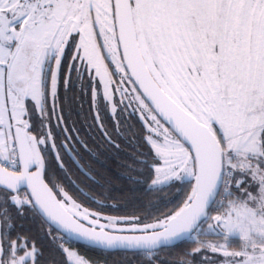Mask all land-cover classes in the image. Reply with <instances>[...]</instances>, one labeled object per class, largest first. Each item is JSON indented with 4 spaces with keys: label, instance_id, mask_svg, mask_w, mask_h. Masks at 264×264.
Returning <instances> with one entry per match:
<instances>
[{
    "label": "snow or ice",
    "instance_id": "6c2138e0",
    "mask_svg": "<svg viewBox=\"0 0 264 264\" xmlns=\"http://www.w3.org/2000/svg\"><path fill=\"white\" fill-rule=\"evenodd\" d=\"M74 89L117 149L101 114L138 115L129 179L183 189L177 205L108 214L120 205L85 207L49 174L53 153L63 169L71 142L87 149ZM65 235L140 264H264V0H0V264H93ZM176 242L192 247L161 260Z\"/></svg>",
    "mask_w": 264,
    "mask_h": 264
},
{
    "label": "trees",
    "instance_id": "16d2710c",
    "mask_svg": "<svg viewBox=\"0 0 264 264\" xmlns=\"http://www.w3.org/2000/svg\"><path fill=\"white\" fill-rule=\"evenodd\" d=\"M67 97L65 118L68 121V127L75 126L77 130L73 131L71 135L76 137L78 134L79 140L87 144V149L83 148L81 143L71 142L74 151L61 152L64 161L63 169L58 166L53 153L49 163V174L62 184L70 195L92 210H95L97 205L87 197L94 196L96 199H100L101 196H105L107 197L106 205H120L119 211L105 208L106 213L113 215H125L133 210L142 212L149 202L155 205V209L162 212L173 208L183 199V189L179 191L166 189L162 193H148L145 191L146 184L136 183L129 179L132 174L126 165L131 164L130 155L133 151L129 140L132 133H135L137 137L141 135V125L137 115H129L131 112L128 109V112L119 117L120 124L116 125L115 119L110 114H101L104 127L111 135L112 140L119 144V149H117L105 141L99 125L93 119L91 89L87 95L74 89L67 94ZM61 102H65L63 86H61ZM129 126L132 129L131 132L126 130ZM117 128L122 130L119 134ZM89 176L92 179H89ZM93 180L96 183H93ZM21 223L37 236L41 245L45 248L49 247V240L45 235L49 231L47 225L42 224L39 219L30 217L25 218ZM65 240L67 239L65 238ZM69 244L91 259L93 264H140L141 261V257L134 253L104 252L67 240L65 246ZM190 247L192 245L181 242L174 247L162 249L159 257L163 261H170L182 249ZM45 255L47 256L48 253L45 252Z\"/></svg>",
    "mask_w": 264,
    "mask_h": 264
},
{
    "label": "water",
    "instance_id": "95a60500",
    "mask_svg": "<svg viewBox=\"0 0 264 264\" xmlns=\"http://www.w3.org/2000/svg\"><path fill=\"white\" fill-rule=\"evenodd\" d=\"M65 238L68 240L67 236L65 235ZM70 242H73V243H77V244H80L82 246H86L88 248H92V249H96V250H100V251H104V252H129V251H124V250H111V249H100V248H95L91 245H88L86 243H84L83 241H77V240H68ZM181 242H176L174 245H170L169 247L167 248H171V247H174L176 246L177 244H179ZM129 253H132V252H129Z\"/></svg>",
    "mask_w": 264,
    "mask_h": 264
},
{
    "label": "rangeland",
    "instance_id": "374dc122",
    "mask_svg": "<svg viewBox=\"0 0 264 264\" xmlns=\"http://www.w3.org/2000/svg\"><path fill=\"white\" fill-rule=\"evenodd\" d=\"M129 111L131 112L132 110L131 109H129ZM135 115H137V114H135ZM138 116V115H137Z\"/></svg>",
    "mask_w": 264,
    "mask_h": 264
}]
</instances>
